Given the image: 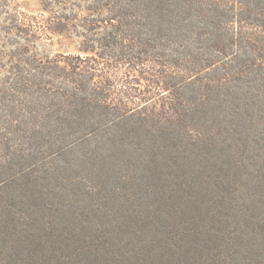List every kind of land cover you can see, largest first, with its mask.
<instances>
[{
	"label": "trees",
	"instance_id": "trees-1",
	"mask_svg": "<svg viewBox=\"0 0 264 264\" xmlns=\"http://www.w3.org/2000/svg\"><path fill=\"white\" fill-rule=\"evenodd\" d=\"M95 2L98 14L83 25L86 55L38 60L13 52L0 79V264H81L74 256L86 253L87 245L78 244L85 219L76 217L73 201L78 191L97 194L103 155L138 154L135 163L116 167L125 182L150 151H195L210 141L212 125L249 122L264 104V0ZM152 55L174 67L172 73L152 68L154 85L170 90L174 102L150 113L130 109L149 91L128 79L115 85L107 73L146 66ZM184 58L196 66L194 81L178 74ZM103 60L104 80L98 78ZM144 137L149 149L136 146ZM71 169L75 174L67 176ZM119 190L112 188L114 198ZM94 224L89 234L97 232ZM98 264L115 263L104 253Z\"/></svg>",
	"mask_w": 264,
	"mask_h": 264
},
{
	"label": "rangeland",
	"instance_id": "rangeland-1",
	"mask_svg": "<svg viewBox=\"0 0 264 264\" xmlns=\"http://www.w3.org/2000/svg\"><path fill=\"white\" fill-rule=\"evenodd\" d=\"M95 6V0H0V79L13 52L28 51L38 60L86 55L82 50L85 19L98 14L91 9ZM145 58L146 66L129 71L127 64L107 74L114 73L115 85L128 79L149 91L141 105H127L150 113L174 102L170 90L154 85L152 68L172 73L174 67L160 64L159 55ZM106 64L103 60L99 66V79L106 78ZM144 67L149 70L142 72ZM195 69L184 58L178 74L184 82L194 81ZM261 107L249 122L212 125L206 138L210 141L193 146L195 151H150L139 164L141 169L130 172L131 179L125 182L116 167L135 163L138 154L133 150L115 154L110 149L112 157L103 155L105 166L93 183L97 194L78 191L73 201L79 205L76 217L85 219L78 244L87 245L86 253L74 256V262L98 264L105 253L115 264H264V104ZM185 124L190 133H199L194 125ZM149 145L145 137L136 140V146L149 149ZM75 172L65 170L67 176ZM115 186L120 188L117 198L111 194ZM92 223L95 234L88 233Z\"/></svg>",
	"mask_w": 264,
	"mask_h": 264
}]
</instances>
